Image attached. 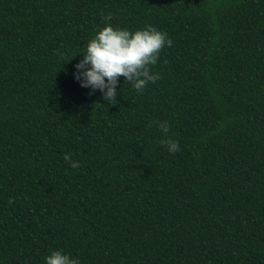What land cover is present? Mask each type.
I'll return each mask as SVG.
<instances>
[{"label":"trees","instance_id":"1","mask_svg":"<svg viewBox=\"0 0 264 264\" xmlns=\"http://www.w3.org/2000/svg\"><path fill=\"white\" fill-rule=\"evenodd\" d=\"M106 23L173 41L160 79L137 94L119 77L114 105L73 78ZM56 249L264 264V0H0V264Z\"/></svg>","mask_w":264,"mask_h":264},{"label":"clouds","instance_id":"2","mask_svg":"<svg viewBox=\"0 0 264 264\" xmlns=\"http://www.w3.org/2000/svg\"><path fill=\"white\" fill-rule=\"evenodd\" d=\"M112 15L111 12L105 15V21H111ZM172 43L167 33L151 25L131 31L106 23L84 45L83 54H80L82 58L74 65L73 78L91 92L98 90L108 105H114L117 103L119 77H123L137 94H142L149 83L160 79V74L152 72L150 66L157 64L161 50L171 47ZM153 123L162 133L160 143L167 152H179V142L168 135V122L154 121L148 127ZM63 159L73 169L80 167L70 153H65ZM43 261L44 264H80L78 257L61 249L50 251Z\"/></svg>","mask_w":264,"mask_h":264}]
</instances>
